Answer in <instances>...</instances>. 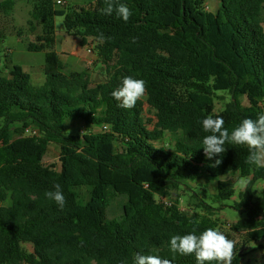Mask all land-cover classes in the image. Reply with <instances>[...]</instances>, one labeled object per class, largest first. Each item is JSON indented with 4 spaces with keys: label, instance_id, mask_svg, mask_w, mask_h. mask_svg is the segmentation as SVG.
Returning a JSON list of instances; mask_svg holds the SVG:
<instances>
[{
    "label": "trees",
    "instance_id": "obj_1",
    "mask_svg": "<svg viewBox=\"0 0 264 264\" xmlns=\"http://www.w3.org/2000/svg\"><path fill=\"white\" fill-rule=\"evenodd\" d=\"M29 1L48 41L57 17L83 43L92 39L107 78L93 85L87 71L59 64L37 86L30 74L7 77L0 67V264H135L137 254L196 264L194 255L173 258L170 238L217 229L216 208L195 193L189 206L200 213L189 215L167 198L204 179L219 181L216 199L229 200L234 186L220 179L232 173L252 172L231 206L245 214L233 230L250 241L264 238V190L259 197L253 190L264 168L245 163L244 145L226 143L222 156L208 159L201 123L219 115L231 132L264 112V0H220L215 13L205 0H120L132 13L127 22L101 14L104 0L76 10L58 0ZM14 4L0 2V13ZM39 42L28 50L47 49ZM125 76L146 82L132 109L111 95ZM218 91L230 96L219 111ZM146 104L153 118L144 117ZM69 121L86 130L67 133ZM167 135L172 149L157 145ZM51 144L60 148V170L43 163ZM57 183L63 210L44 195ZM242 262L237 253L233 264Z\"/></svg>",
    "mask_w": 264,
    "mask_h": 264
},
{
    "label": "rangeland",
    "instance_id": "obj_2",
    "mask_svg": "<svg viewBox=\"0 0 264 264\" xmlns=\"http://www.w3.org/2000/svg\"><path fill=\"white\" fill-rule=\"evenodd\" d=\"M5 0H0V2ZM220 0H205L207 11L217 12ZM15 4L8 14L0 13V36L2 44L0 46V67L4 75L11 77L18 73H28L34 85H42L47 74L54 67L63 66V70L87 71L93 85L102 83L107 78V73L102 69L96 44L92 39L86 42L71 35L64 26V18L57 17L55 20V34L49 39L44 35L41 24L32 19L33 6L29 0H14ZM68 9L76 10L81 7L90 8L94 0H66ZM58 8H64L58 6ZM32 22V24L30 23ZM42 39L45 41L47 49L43 51H29L28 45L38 43ZM40 43V42H39ZM216 107L221 110L225 104L230 102L228 92H216ZM145 99V98H144ZM245 103V102H244ZM144 117L146 119L154 117V111L145 105ZM4 121L0 119V127ZM152 129V125L149 126ZM86 127L79 121H69L65 131L69 134L82 133ZM94 131H99L94 128ZM173 137L167 135L164 140L157 143L167 149L173 148ZM60 148L56 144H51L44 157L43 163L48 166H55L60 170ZM252 177V172L248 175L232 173L220 179V182H227L234 186V196L229 200L216 199L219 191V181L206 183L204 179L195 182H188L186 187L174 191L168 202L178 201L179 207L189 215L200 213L194 206H189L191 197L197 194L199 198L204 197L206 202L216 208L211 218L216 222L217 229L222 231L229 239L234 240L236 253L243 255V264H264V238L250 241L246 237V231L233 230L234 225L245 214L233 209L231 206L240 201V195L245 191L248 181ZM255 197L262 195L264 190V180H258L253 186ZM164 201L166 199H163ZM196 200H194L195 202ZM204 214V213H202ZM28 252L33 251L31 244L23 245Z\"/></svg>",
    "mask_w": 264,
    "mask_h": 264
},
{
    "label": "clouds",
    "instance_id": "obj_3",
    "mask_svg": "<svg viewBox=\"0 0 264 264\" xmlns=\"http://www.w3.org/2000/svg\"><path fill=\"white\" fill-rule=\"evenodd\" d=\"M104 7L100 9L103 15L116 14L118 18L127 22L132 13L127 4L120 0H104ZM98 39L103 42L104 34L100 33ZM110 39V38H109ZM146 93V82L143 79H135L132 76H125L121 85L111 92L112 97L118 102V107L132 109L138 101L142 100ZM202 128L205 133L202 144L203 150L208 159L215 156H222L226 152L225 144L247 146L248 155L245 163L255 165L257 168H264V112L257 115L256 119L245 118L233 128L231 132L224 127V120L221 116H207L202 120ZM220 159H216L212 167L218 166ZM54 190L46 191L45 197L54 201L61 210L66 205V197L60 184H54ZM195 229L185 235H172L169 241V250L175 255H194L196 264H233L237 256L235 250L236 242L229 239L222 231L209 227L199 235ZM135 264H172L167 258L159 255H140L134 258Z\"/></svg>",
    "mask_w": 264,
    "mask_h": 264
},
{
    "label": "built area",
    "instance_id": "obj_4",
    "mask_svg": "<svg viewBox=\"0 0 264 264\" xmlns=\"http://www.w3.org/2000/svg\"><path fill=\"white\" fill-rule=\"evenodd\" d=\"M58 3L61 4V5H64L66 2L62 1V0H58ZM28 132H30V131L28 130ZM34 133H36V132H34Z\"/></svg>",
    "mask_w": 264,
    "mask_h": 264
},
{
    "label": "crops",
    "instance_id": "obj_5",
    "mask_svg": "<svg viewBox=\"0 0 264 264\" xmlns=\"http://www.w3.org/2000/svg\"><path fill=\"white\" fill-rule=\"evenodd\" d=\"M62 1H66V0H62Z\"/></svg>",
    "mask_w": 264,
    "mask_h": 264
}]
</instances>
